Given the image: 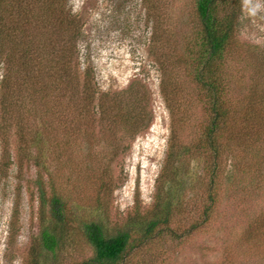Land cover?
I'll list each match as a JSON object with an SVG mask.
<instances>
[{
	"label": "rangeland",
	"instance_id": "374dc122",
	"mask_svg": "<svg viewBox=\"0 0 264 264\" xmlns=\"http://www.w3.org/2000/svg\"><path fill=\"white\" fill-rule=\"evenodd\" d=\"M241 4L238 50L223 67L238 104L253 89L264 93V0H241ZM68 9L81 24L73 72L80 80L87 68L97 92L117 96L122 107L142 116L144 125L133 135L109 125L106 114L101 124L88 128L76 105L75 81L59 76L57 67L41 74L48 92L42 101L16 75L10 114L4 116L0 108V264H27L31 248L38 251L42 228L34 186L37 171L31 160L17 158L16 124L28 126L32 133L38 130L46 138L56 137L55 148L45 158L53 174L49 181L43 173L47 191L62 188L70 199H78L83 216L99 220L107 233L124 229L136 209L143 212L152 203L171 122L159 92L161 78L178 85L175 131L179 141L197 138L203 128L205 107L198 91L183 67H175L199 45L194 0H71ZM30 29V39L38 48L43 34L51 38L50 31ZM18 40L20 51L24 40L21 36ZM59 50L60 46H54L55 54ZM250 133L237 132L242 145L235 148V159L225 161L230 179L224 173L217 209L204 229L180 245L171 240L148 242L123 264H264V178L254 172L264 169V149L263 140L252 143L253 138L248 139ZM104 171L111 190L105 196V210L94 208L92 201ZM203 171L199 165L194 175L198 185ZM189 199L201 203L200 198ZM245 238L251 240L250 245ZM90 253L82 240L69 235L55 259L44 255L39 264H80Z\"/></svg>",
	"mask_w": 264,
	"mask_h": 264
},
{
	"label": "trees",
	"instance_id": "16d2710c",
	"mask_svg": "<svg viewBox=\"0 0 264 264\" xmlns=\"http://www.w3.org/2000/svg\"><path fill=\"white\" fill-rule=\"evenodd\" d=\"M70 1L0 0V108L4 116L10 114L12 84L16 75H20L22 85L30 87L34 96L42 101L48 92L41 74L54 65L59 76L67 82L75 81L76 105L87 119L88 128L101 124L107 114L109 125L135 135L143 128L142 116L133 115L122 107L123 102L117 96L98 93L87 68H84L80 80L73 72L78 62L76 41L81 24L68 9ZM241 11V0H194L199 45L196 50H189L185 60L175 67H183L186 77L198 91L205 107L203 128L197 138L179 141L175 131V122H179L178 85L172 79L161 78L159 92L171 118L167 151L156 177L151 205L143 212L136 209L128 217L124 229L107 233L99 220H88L83 216L78 199H70L62 188L59 191L51 188L48 192L43 173L49 181H52L53 174L45 164V158L55 148L56 137L46 138L38 130L32 133L28 126L16 124L17 158L31 160L37 171L34 186L42 224L38 251L31 248L27 264H39L44 255L55 259L69 235L82 240L90 249V256L80 264H123L130 253L148 242L171 240L180 245L204 229L217 209L219 190L224 187V173L227 174L225 179H230L228 171L224 170L225 161L231 162L235 148L242 145V135L237 132L250 131L248 139L253 138L252 143L263 140L264 149V93L253 89L238 104L230 94L224 75L223 67L228 56L231 53L235 56L238 50L237 29ZM31 27L45 33L50 31L51 38H45L47 34H43L45 37L42 36L38 48L31 41ZM20 36L24 46L19 51ZM54 46H60L56 54ZM28 61L30 65H27ZM15 65L20 67L17 69ZM175 67L172 68L175 70ZM45 123L48 124L49 120L46 119ZM39 124L36 123V129ZM192 163L195 164L193 169ZM199 165L203 166L204 176L198 185L194 175ZM234 167L235 163L231 164V168ZM263 170L254 172L257 171V177L264 178ZM106 174L105 171L101 173L94 188V208H107L105 196L111 190ZM203 187L205 190L198 192ZM189 197L200 198L201 203ZM261 225L264 226V221ZM245 243L250 245L251 240L245 238Z\"/></svg>",
	"mask_w": 264,
	"mask_h": 264
}]
</instances>
